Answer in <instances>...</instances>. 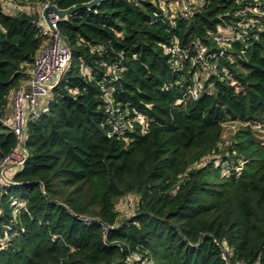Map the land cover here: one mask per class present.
<instances>
[{"label": "trees", "instance_id": "16d2710c", "mask_svg": "<svg viewBox=\"0 0 264 264\" xmlns=\"http://www.w3.org/2000/svg\"><path fill=\"white\" fill-rule=\"evenodd\" d=\"M19 1L12 12L0 1V119L46 41L37 1L76 8L57 22L69 64L0 187V264H225L222 250L264 264V143L252 128L264 123V20L221 47L234 0H202L173 22L158 0ZM173 41L190 58L223 49L195 99L184 95L197 65L172 63ZM106 92L147 129L109 135ZM226 122L239 126L221 147ZM17 144L0 121V162ZM126 195L136 205L121 218Z\"/></svg>", "mask_w": 264, "mask_h": 264}, {"label": "built area", "instance_id": "2783aa9c", "mask_svg": "<svg viewBox=\"0 0 264 264\" xmlns=\"http://www.w3.org/2000/svg\"><path fill=\"white\" fill-rule=\"evenodd\" d=\"M2 2V0H0ZM160 8L173 22L177 16L188 18L193 14L195 5L192 6L190 0H158ZM167 1V2H166ZM202 0H195L192 3H201ZM8 9L19 11L23 7L19 0H6ZM239 5L230 34H215V40L219 46H225L229 41L241 39L246 36L249 29H260V23L264 20V9L260 7L258 0H234ZM174 6H177L175 8ZM55 9L54 4L46 2L39 11L41 23V33L46 37V41L35 56L32 64L25 70L19 86L11 94V111L7 112L1 119V123L11 131L17 139V149L7 154L0 162V187L9 184L8 172L11 167H18L23 163L26 150L23 148V139L27 124L36 120L41 114L48 110V99L50 90L59 81L63 72L67 68L70 59L69 49L57 29V22L63 18ZM60 10V9H58ZM171 61L175 65H180L185 59L189 58L191 63L197 65L192 79V84L187 88L185 98H197L204 90V80L208 73L217 70L216 59L222 54L219 52H207L200 49L194 56L189 57L187 51L181 48L177 41H173L167 47ZM82 68V67H81ZM112 73L114 69L112 68ZM106 108L111 116L116 118L109 135H122L132 130L138 124L142 130L147 129L148 122L141 113H133L127 116L119 107L113 104L110 92L104 94ZM183 100H177V104ZM237 123V122H236ZM239 124V123H237ZM264 127V123L252 125L253 128ZM264 134V128L260 130ZM262 137H264L262 135ZM224 172L227 165H223ZM12 172V171H11ZM13 205L23 206L22 202L13 201ZM221 258L225 264H244L240 260L231 261L224 250L221 251ZM148 264V263H146Z\"/></svg>", "mask_w": 264, "mask_h": 264}, {"label": "rangeland", "instance_id": "374dc122", "mask_svg": "<svg viewBox=\"0 0 264 264\" xmlns=\"http://www.w3.org/2000/svg\"><path fill=\"white\" fill-rule=\"evenodd\" d=\"M192 1L193 0H190V3H191L192 6H194L195 4L192 3ZM1 4H2L3 7L6 8V10L8 12H12V11H10L8 9V5L9 4H7L6 0H2ZM42 7H43V3L37 1L35 8L38 10V12L41 10ZM174 7L177 8V6H174ZM25 8L28 9L27 6H25ZM39 16H40V14H39ZM218 32H220L218 34H224V35H229L230 34L228 28H220L218 30ZM237 126H239V125L236 122H226V123L223 124L222 142H221V145H220L221 147H224L225 145H227V143L230 142L231 137L233 136V133L235 132ZM263 128L264 127L262 126L260 128H253V129H254V131H256V134H255L256 139L258 141L260 140L261 142L264 143V137H262V135L264 136V134H261V131H260ZM10 169H12V171H13L14 169L16 170L17 168L11 167ZM10 173H11V171L9 172V174ZM136 200H137V197L135 195H126V196L116 200V203H115L116 209L120 213V217L121 218H124L126 216L131 215V213L133 212V210L135 208Z\"/></svg>", "mask_w": 264, "mask_h": 264}, {"label": "water", "instance_id": "95a60500", "mask_svg": "<svg viewBox=\"0 0 264 264\" xmlns=\"http://www.w3.org/2000/svg\"><path fill=\"white\" fill-rule=\"evenodd\" d=\"M101 0H93L89 3H86L84 4L85 7H94L98 2H100ZM76 7H71L69 9H66V10H58V9H55L56 12L60 15V16H65L67 15L68 13H70L73 9H75Z\"/></svg>", "mask_w": 264, "mask_h": 264}, {"label": "crops", "instance_id": "0c3cea01", "mask_svg": "<svg viewBox=\"0 0 264 264\" xmlns=\"http://www.w3.org/2000/svg\"><path fill=\"white\" fill-rule=\"evenodd\" d=\"M11 111V103L9 102V106H8V112H10ZM11 171H12V169H10ZM8 174H9V172H8ZM9 177V176H8Z\"/></svg>", "mask_w": 264, "mask_h": 264}]
</instances>
